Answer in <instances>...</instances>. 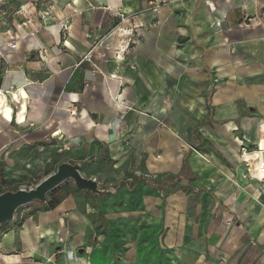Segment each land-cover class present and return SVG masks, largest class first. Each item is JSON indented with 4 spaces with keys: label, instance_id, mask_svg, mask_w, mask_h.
Here are the masks:
<instances>
[{
    "label": "crops",
    "instance_id": "1",
    "mask_svg": "<svg viewBox=\"0 0 264 264\" xmlns=\"http://www.w3.org/2000/svg\"><path fill=\"white\" fill-rule=\"evenodd\" d=\"M0 77V118L48 128L98 178L1 233L0 264H151L154 221L162 264H264V0H0ZM113 227L134 232L121 254L107 236L76 252Z\"/></svg>",
    "mask_w": 264,
    "mask_h": 264
},
{
    "label": "rangeland",
    "instance_id": "2",
    "mask_svg": "<svg viewBox=\"0 0 264 264\" xmlns=\"http://www.w3.org/2000/svg\"><path fill=\"white\" fill-rule=\"evenodd\" d=\"M120 58H123V56H121ZM4 97L5 98H3L2 94L0 93V113L4 111L6 96ZM67 118L70 122L75 121V118L73 116L70 117L68 115ZM15 122L16 121L14 119L11 122L7 123L0 118V163L2 164L1 185L4 189H7L8 191H14L15 189L19 190L32 188L46 176L55 172V167L57 164L59 165L65 162L76 164L79 167V165L83 164V162H90V158L84 160L86 155H73L70 150V146L63 144L61 136L54 135L53 137V133L51 135V130H49L48 128H35L29 130L27 126L19 128L15 124ZM243 153L244 151L241 147L240 156H242ZM157 157L159 158V155ZM106 163L107 162H105L104 157H102L100 158L99 163H93V165H96V170L97 168H103V165H106ZM107 167L111 166L107 165ZM49 169L51 170L49 173H47ZM112 170L116 174H124L126 178L130 177L131 181L134 180L135 175H133L132 171H128L126 167H112ZM112 170L107 172L112 173ZM247 173L251 178L252 176H250L249 174V166L247 168ZM92 175V180L96 183V181L98 180L97 175L96 173ZM126 178H124V180H126ZM260 182L264 184L263 180H261ZM75 186L76 185L73 179L67 178L62 181L59 185L51 189L48 193H46L44 201L34 200L17 207L12 219L0 224V234L13 226H21L23 221L27 217L34 216V214L39 211H45L46 206L44 202L46 200L54 201L56 198H59V196L61 197L62 195H64L65 198L69 194H75ZM83 191L84 189H80V192L77 193H82ZM85 199L87 205L91 204L93 207H96L94 204L89 202V196H86ZM111 201L112 203L120 202L123 205L127 204V209L138 205V200H136L135 202V198L131 197L130 194L124 188H120L119 191L116 193V196L114 198H111ZM87 216L89 217L90 215ZM126 221L127 220H125L124 223L118 222V225L123 226L126 224ZM118 225L116 224V226ZM149 229L150 232L147 236V240L142 239L139 242V244H143L141 260L151 264H162L161 260L163 258L165 259L166 254L165 250L161 247V244L159 243V238L161 235V225L159 222L154 221L152 226L151 224L149 225ZM100 230H102V232H98L99 234H97V232L93 230L94 237L92 240V246H89V248L82 246V249L80 251L77 250L76 252L80 254L95 253L97 249V236H107L105 242H107L108 246L111 248L116 247V254H121L123 247L129 243L128 237L131 238V236L134 235V232H131L129 229L116 230L115 227H113L112 229L104 230L103 228H101ZM114 237H116L117 240H113ZM114 243H116V246L114 245ZM116 254L115 259L121 257V255ZM52 259H47V263L44 262V264L57 263L55 262L54 257H52ZM20 261L21 264H36L33 263V260L30 256H24L20 259Z\"/></svg>",
    "mask_w": 264,
    "mask_h": 264
},
{
    "label": "water",
    "instance_id": "3",
    "mask_svg": "<svg viewBox=\"0 0 264 264\" xmlns=\"http://www.w3.org/2000/svg\"><path fill=\"white\" fill-rule=\"evenodd\" d=\"M67 178L73 179L77 188L94 189L95 181L84 178L76 164L61 163L56 171L39 181L34 187L29 189H19L17 191H6L0 194V224L12 219L17 207L34 200L44 201L46 193L59 185Z\"/></svg>",
    "mask_w": 264,
    "mask_h": 264
},
{
    "label": "trees",
    "instance_id": "4",
    "mask_svg": "<svg viewBox=\"0 0 264 264\" xmlns=\"http://www.w3.org/2000/svg\"><path fill=\"white\" fill-rule=\"evenodd\" d=\"M0 85H1V77H0ZM58 165V164H57ZM57 165L55 168H57ZM51 169H49L47 171V173L50 172ZM55 170V169H53ZM1 177H2V164L0 163V194L3 192L8 191L7 189H4L3 186L1 185ZM17 189H15L14 191H16ZM74 191H80V188H77L76 186L74 187ZM64 198V195H62L61 197L59 196V198H56L54 201L51 200H46L45 203V210H51L52 208L55 207V205H57L62 199Z\"/></svg>",
    "mask_w": 264,
    "mask_h": 264
},
{
    "label": "built area",
    "instance_id": "5",
    "mask_svg": "<svg viewBox=\"0 0 264 264\" xmlns=\"http://www.w3.org/2000/svg\"><path fill=\"white\" fill-rule=\"evenodd\" d=\"M8 47H10V48L16 47V42H15L14 38H12L11 41L8 43ZM67 112L69 113L70 116L77 115V108L75 107V105L73 103H71V106L68 107Z\"/></svg>",
    "mask_w": 264,
    "mask_h": 264
},
{
    "label": "bare ground",
    "instance_id": "6",
    "mask_svg": "<svg viewBox=\"0 0 264 264\" xmlns=\"http://www.w3.org/2000/svg\"><path fill=\"white\" fill-rule=\"evenodd\" d=\"M54 134H57V132L54 133ZM257 172H258V174H260V175H264V166H263V165H260V166L257 168Z\"/></svg>",
    "mask_w": 264,
    "mask_h": 264
}]
</instances>
